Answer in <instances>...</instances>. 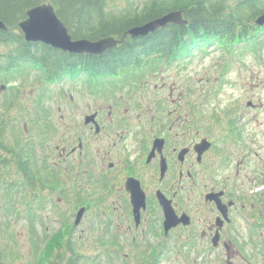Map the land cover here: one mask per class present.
<instances>
[{
    "label": "flooded vegetation",
    "instance_id": "1",
    "mask_svg": "<svg viewBox=\"0 0 264 264\" xmlns=\"http://www.w3.org/2000/svg\"><path fill=\"white\" fill-rule=\"evenodd\" d=\"M67 28L73 40L83 38ZM176 65L94 78L80 63L54 82L53 96L40 94L68 101L65 114L46 113L37 123L49 151L35 177H21L26 213L46 209L64 225L47 242L64 234L69 244H86L89 264L163 263L168 248L196 245L210 247L218 263L252 264L257 251L264 255L263 159L255 157L261 169L254 171V150L240 146L241 124L205 113L188 81L175 92L162 76ZM10 159L5 168L0 162V188L12 211L20 199H13L19 190ZM78 230L84 239L74 237Z\"/></svg>",
    "mask_w": 264,
    "mask_h": 264
},
{
    "label": "trees",
    "instance_id": "2",
    "mask_svg": "<svg viewBox=\"0 0 264 264\" xmlns=\"http://www.w3.org/2000/svg\"><path fill=\"white\" fill-rule=\"evenodd\" d=\"M45 2L55 6L59 18L71 29L74 37L77 33L76 39L80 38V34L83 37L81 39L91 41L105 37L122 39L129 29L144 25L171 11H182L188 24H169L147 37L137 39L127 36L121 44L104 55L87 58L70 56L42 44L28 43L24 39L20 23L27 17L30 9ZM262 14L264 0H146L139 7L131 6L118 13L111 11L108 0H0V21L8 27V31L0 30V81H22L29 77L27 74L37 72L34 69L39 65L44 67L48 82L55 78H69L77 73L75 69L71 71V67L80 63L90 65L88 72H92L94 78L145 73L163 65L176 62L181 64L207 48L213 50L219 44H223L225 48L228 46L229 49L234 42L244 45L242 50L254 48L260 51L264 43L261 36L264 30L257 27L255 21ZM73 26L77 27L74 29ZM195 50L199 53L194 54ZM128 78L130 77H125ZM40 79L42 77L37 80ZM11 89L15 90L14 87ZM18 95L14 92L16 100ZM40 101L38 106L42 108L36 112V119H32L35 127L43 118L46 119L44 114L49 113ZM15 103L9 105L4 102L3 107L10 111ZM7 121L8 118L0 119V162L5 168L8 157H11L10 163L14 168L11 174L18 177L13 183L19 190L17 194H13L15 200L20 199L25 192L22 184L25 182L21 179L25 175L27 179L33 178L39 172L36 166L35 169L28 168V164L31 165L30 159H36L40 146L32 140L33 136L25 137V132L20 131L17 124L12 125V133L9 135ZM36 162L39 163L37 160ZM33 191L37 192L36 185ZM15 212L14 209L7 210L10 216ZM23 216L28 222L39 218L35 213ZM31 225L33 233L34 223ZM54 252L55 260L52 264H89L87 256L75 242H66L65 245L58 246L57 250H48L47 255Z\"/></svg>",
    "mask_w": 264,
    "mask_h": 264
},
{
    "label": "rangeland",
    "instance_id": "3",
    "mask_svg": "<svg viewBox=\"0 0 264 264\" xmlns=\"http://www.w3.org/2000/svg\"><path fill=\"white\" fill-rule=\"evenodd\" d=\"M144 1L146 0H108V5L111 11L118 13L128 10L131 6L139 7ZM261 36L264 41V32L261 33ZM239 45L234 42L229 49L228 46L226 48L214 46L213 50L207 48L206 51L201 53L195 50L194 54L197 52L199 54L183 61L186 66L179 63L169 69V75L162 77H165L171 83L174 82L172 86H174L175 92L179 94L180 91H183L182 88H186L188 81V89L193 88L192 91H188V95L194 97V99L198 96L203 97L201 101L198 97L196 103L199 106L203 105L205 113L213 114L214 118L222 122L236 119L243 127L244 141L246 142H242L243 144L241 143L240 146L247 149L250 146L252 147L254 150L253 169L259 172L261 169L260 164L255 161V157L263 159L264 169V43L261 45L260 51L254 48L253 50L252 48L242 50L241 47H244V45ZM42 74L46 75L44 69L39 67L37 76H35V72H32L28 74L30 78L25 77L24 80L15 83L0 81V119L8 118V134L12 133V125L17 124L20 131L29 133L28 137H35V143L45 148V150H42L40 147L36 159H30L31 165L36 167H41L42 156L49 151L44 141L48 135H42L39 128L33 125L32 119H36V112L41 110V105L47 111L49 110L51 114L56 112L65 114L68 109V105L64 108V102L68 101L67 99L62 100V96L58 95L55 101L53 98L48 100L43 96V98L41 97L44 92L47 96H53L54 93V89L49 88L50 86L48 87L47 84H44L43 87H41V84L38 87L36 86L40 81L37 79ZM13 87L15 90L11 89ZM35 88L37 89L35 90ZM14 92L19 94L17 96L18 100L14 98ZM7 99L8 101H6ZM38 101L41 102V107L38 106ZM249 101L252 102V106L248 105ZM4 102L9 105H12L13 102L16 103L13 104L10 111H6L3 107ZM59 107L62 110H58ZM53 118L58 119V115L54 114ZM58 122L60 121L58 120ZM240 149L242 148L240 147ZM256 152L258 156H256ZM21 201L22 199H20V203H16L19 207L18 211L15 212L16 216L15 214L13 216L8 215L4 206L6 199L0 188V264L52 263L50 259L53 254L49 253L47 255V251L56 249L58 243L59 245H65L66 238L64 234L51 242H47V238L53 236V233L64 225H59L55 221L58 218L57 215L46 209L35 211L39 218L28 222L23 216L27 213L22 208ZM32 223H34L33 230L35 229L33 233L31 232ZM82 226L81 229L86 227V225ZM84 235L78 230L74 237L80 240L84 239ZM85 246L86 244L81 247L84 254L90 249V247ZM178 250H181L183 256L178 253ZM168 251L170 253L167 255L166 260L157 264H227L214 261V251L210 247L206 248L202 245L187 246L182 249L177 247L168 248ZM245 253H248V251L245 250ZM263 256L262 251H257L256 259L252 264H264ZM238 261L235 264H250L242 259H238ZM108 264L121 263L113 260L112 263ZM138 264L145 263L140 262Z\"/></svg>",
    "mask_w": 264,
    "mask_h": 264
},
{
    "label": "water",
    "instance_id": "4",
    "mask_svg": "<svg viewBox=\"0 0 264 264\" xmlns=\"http://www.w3.org/2000/svg\"><path fill=\"white\" fill-rule=\"evenodd\" d=\"M170 23L186 25L188 21L184 20L182 11H172L144 25L133 27L126 34L133 38L146 37ZM256 24L264 26V14L257 18ZM20 29L24 32L28 42L43 43L54 49L71 54L102 55L119 43L113 37L98 41L85 39L73 41L66 26L58 18L52 4H43L29 10L27 12V19L20 23ZM0 30H7V26L3 21H0ZM167 207V210H170V207ZM84 211L81 210L79 212L77 223L80 222ZM215 240L218 243L219 239L216 238Z\"/></svg>",
    "mask_w": 264,
    "mask_h": 264
}]
</instances>
